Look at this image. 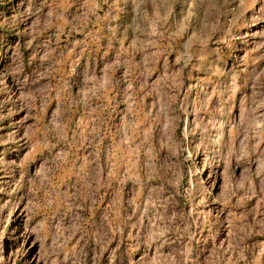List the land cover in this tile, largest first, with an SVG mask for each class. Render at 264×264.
Here are the masks:
<instances>
[{
	"label": "rangeland",
	"instance_id": "rangeland-1",
	"mask_svg": "<svg viewBox=\"0 0 264 264\" xmlns=\"http://www.w3.org/2000/svg\"><path fill=\"white\" fill-rule=\"evenodd\" d=\"M0 264H264V0H0Z\"/></svg>",
	"mask_w": 264,
	"mask_h": 264
}]
</instances>
